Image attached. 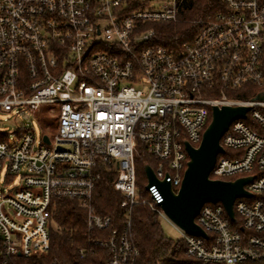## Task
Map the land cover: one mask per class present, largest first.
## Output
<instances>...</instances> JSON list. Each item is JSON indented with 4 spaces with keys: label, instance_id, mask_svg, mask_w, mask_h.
Masks as SVG:
<instances>
[{
    "label": "built area",
    "instance_id": "built-area-1",
    "mask_svg": "<svg viewBox=\"0 0 264 264\" xmlns=\"http://www.w3.org/2000/svg\"><path fill=\"white\" fill-rule=\"evenodd\" d=\"M192 0H0V114L44 121L14 137L0 133V174L17 184L0 192V263L46 257L51 249L53 202L71 200L86 212L89 237L81 260L105 248V264H137L133 208L163 212L156 186L140 196L136 153L142 143L155 159L159 181L174 192L197 148L214 106H244L221 140L211 179L254 177L251 198L234 204L233 222L222 204H206L196 224L207 238L181 233L186 255L204 263L264 264V0H222L223 9L195 22L198 33L175 54L157 44L155 25L180 21ZM249 86L248 100L229 96ZM212 94L211 96H208ZM45 138L49 143L45 142ZM230 154V155H229ZM107 168L124 197L126 221L92 204ZM55 264V263H54Z\"/></svg>",
    "mask_w": 264,
    "mask_h": 264
},
{
    "label": "trees",
    "instance_id": "trees-1",
    "mask_svg": "<svg viewBox=\"0 0 264 264\" xmlns=\"http://www.w3.org/2000/svg\"><path fill=\"white\" fill-rule=\"evenodd\" d=\"M222 9V0H192L190 8L181 13L179 22L154 26L157 30V44L179 54L184 43H191L197 35L195 22L207 19ZM228 94L237 99L248 100L257 94V88L249 86ZM211 95L209 93L208 96ZM156 164L144 145L139 143L136 153V172L137 186L142 198L146 197L143 181L147 178L144 166L155 168ZM116 177L115 171L103 168L102 178L96 184L92 201L99 215L111 218V230H121L126 221V210L122 208L124 197L113 187ZM132 235L140 251L137 264H214L187 256L184 243L181 240L174 241L168 238L164 234L158 216L143 203L133 208ZM107 236V233L88 232L86 212L77 202L57 200L53 202L52 207L51 249L48 256L32 259L16 257L8 264H105L109 257L107 249L95 248L93 254L84 260L79 258L78 250L86 247L89 237L106 238Z\"/></svg>",
    "mask_w": 264,
    "mask_h": 264
},
{
    "label": "water",
    "instance_id": "water-1",
    "mask_svg": "<svg viewBox=\"0 0 264 264\" xmlns=\"http://www.w3.org/2000/svg\"><path fill=\"white\" fill-rule=\"evenodd\" d=\"M253 101L264 102V92ZM249 107L223 106L212 108L211 122L206 128L200 145L195 148L185 142L189 157L181 186L174 192L166 180L159 181L151 166L145 165L144 172L148 181L146 190L156 186L163 197L160 204L164 214L187 234L207 238L206 233L196 224L201 209L206 204H222L229 218L235 222L234 204L238 199L251 198L245 187L254 177L239 178L234 181L211 179V173L219 155L225 153L221 140L230 126L238 120L247 118ZM45 142L48 139L45 138Z\"/></svg>",
    "mask_w": 264,
    "mask_h": 264
},
{
    "label": "rangeland",
    "instance_id": "rangeland-1",
    "mask_svg": "<svg viewBox=\"0 0 264 264\" xmlns=\"http://www.w3.org/2000/svg\"><path fill=\"white\" fill-rule=\"evenodd\" d=\"M26 128V126L33 128V131L35 132L37 138H40L43 133H47L45 130V123L44 121H38L37 118H34L32 116L27 117H17L12 118L9 114H0V133H7L10 134L11 137H14V134L16 133L18 128ZM45 128V129H44ZM17 184V179L14 180L13 183H11L10 180H7V177L5 176V172H2L0 174V192L1 191H8L10 190L13 185ZM143 184L146 186L147 179L143 181ZM161 226L164 231V234L174 240L179 241L181 233L175 228L174 224H171L165 220H161Z\"/></svg>",
    "mask_w": 264,
    "mask_h": 264
}]
</instances>
